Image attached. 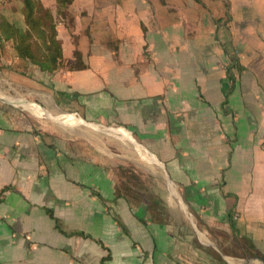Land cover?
Masks as SVG:
<instances>
[{"label": "crops", "instance_id": "crops-1", "mask_svg": "<svg viewBox=\"0 0 264 264\" xmlns=\"http://www.w3.org/2000/svg\"><path fill=\"white\" fill-rule=\"evenodd\" d=\"M39 1L53 70L2 34L26 33L23 0L0 15V80L53 120L0 99V264H232L218 243L238 236L264 260V0ZM100 126L164 170L194 228L121 193L130 156Z\"/></svg>", "mask_w": 264, "mask_h": 264}, {"label": "rangeland", "instance_id": "rangeland-1", "mask_svg": "<svg viewBox=\"0 0 264 264\" xmlns=\"http://www.w3.org/2000/svg\"><path fill=\"white\" fill-rule=\"evenodd\" d=\"M9 85L10 84L0 80V99H7L19 107H22L25 105L24 103L29 102L31 103L29 104V107L34 111L30 110L33 112L30 113L39 119L43 126L47 127V124L52 125L53 120L43 114V109L39 105L33 104L34 101L32 99H28L27 96L22 94L20 89L22 86L13 83L10 86ZM7 87H13V91H10L11 94H6ZM62 119L67 120L69 123L70 121L75 122L70 116H63L59 118L58 123H60V120ZM68 127H70L69 124L61 126L58 124L57 128L68 129ZM99 128L101 129L99 130L101 138L104 139L103 141H106V145H108L112 152L119 154L118 157L120 158V161L121 157L127 158L130 156L125 166H121L120 164L115 167V169L119 171L120 178L118 185L121 188V193H125L137 201L145 200L147 203H152L153 200L158 201L159 204L154 203L150 205L158 214L164 212L163 209L167 204L172 211L185 217V222H189V225L185 224L184 226L191 225V227L194 228L191 224L194 221V218L189 213L188 208L183 204V199L181 195H179V187L176 185L172 187L167 176L164 174V170L158 164L149 160L147 152L142 149L140 154L138 150L134 153L135 148L130 142L125 140L120 130L118 131L111 128L106 129L101 126ZM124 153L127 154L126 157L123 156ZM133 186H136V188H133ZM164 216L166 217L165 212ZM179 223L181 225L180 221ZM228 241L219 242L218 244L221 252L225 254V259L232 264H264V260L257 256V251L251 249V246L247 244V241L243 237L238 236V238Z\"/></svg>", "mask_w": 264, "mask_h": 264}, {"label": "trees", "instance_id": "trees-1", "mask_svg": "<svg viewBox=\"0 0 264 264\" xmlns=\"http://www.w3.org/2000/svg\"><path fill=\"white\" fill-rule=\"evenodd\" d=\"M57 1L58 13L66 17L73 0ZM23 2V13L28 25L26 33L19 34L14 24L2 20V34L7 38H14L15 49L20 56L38 64L42 69L53 70L57 68L63 56L61 44L57 39L55 19L39 0H23Z\"/></svg>", "mask_w": 264, "mask_h": 264}, {"label": "built area", "instance_id": "built-area-1", "mask_svg": "<svg viewBox=\"0 0 264 264\" xmlns=\"http://www.w3.org/2000/svg\"><path fill=\"white\" fill-rule=\"evenodd\" d=\"M11 0H0V15H1V10L10 2ZM0 21H1V16H0Z\"/></svg>", "mask_w": 264, "mask_h": 264}]
</instances>
